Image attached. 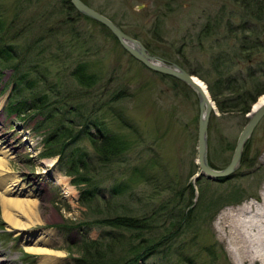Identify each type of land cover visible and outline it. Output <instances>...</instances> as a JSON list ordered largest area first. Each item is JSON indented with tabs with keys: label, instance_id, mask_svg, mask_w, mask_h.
<instances>
[{
	"label": "rangeland",
	"instance_id": "obj_1",
	"mask_svg": "<svg viewBox=\"0 0 264 264\" xmlns=\"http://www.w3.org/2000/svg\"><path fill=\"white\" fill-rule=\"evenodd\" d=\"M232 1L88 0V3L119 23L131 36L141 37L143 43L155 50L154 54L177 64L184 58L191 70H200L208 66L211 54L206 51L210 47L208 42L203 47L198 44L197 34L211 11H218L223 4L232 6ZM167 3H170L167 12L156 10ZM70 4V0H0V34L4 36V44L15 53L9 58L12 65L0 60V148L8 150L7 176L19 180L15 189L29 192L31 199L38 202L42 223L28 230L38 233L37 238L42 236L39 233L46 232L42 238L52 243L49 248L57 252L50 257L26 255L25 246L29 242L25 232H28L7 230L0 198L1 264H78L80 244L100 239L104 231L110 230L100 220L126 213L148 215L161 205L162 211L168 207L167 212L195 209L193 221L171 240L168 259L157 254L147 264H264V117L246 143L239 167L231 175H199L196 94L192 98L187 90H177L175 79L137 61L103 25L78 15ZM84 61L95 78L90 81V84L95 81L92 86L82 85L74 74L77 63ZM17 63L25 66L23 71L28 69V79L33 80L29 89H24L27 84L17 91L13 89L10 67ZM235 69L247 75L246 66ZM194 75L208 88L206 81ZM121 90H125V97H121ZM13 91L20 94L14 95V100L46 96L44 112L55 114L54 120L44 113H28L24 118L12 115L7 102ZM55 101L58 105H54ZM65 102L68 105L63 106ZM216 107L209 123L208 163L224 169L232 159L251 110L242 115L222 113ZM67 113L77 122L90 123V131L96 135L97 122L104 133L122 137L127 142L124 153L118 160L103 163L93 157L94 149L85 134L72 139L79 131L76 127L65 142L66 157L47 156L51 150L61 149L62 144L48 145L46 139L54 134L55 127L62 125L60 117L67 118ZM50 140L55 143L58 135ZM71 152L88 153L95 160L89 167L90 176L101 181V197L113 199L110 210L97 200H90L88 205L83 203L85 184L74 183L76 176L69 174L65 163ZM9 185L0 182V197ZM117 188L118 196L114 197ZM237 196H241L240 201L230 199ZM216 200H223L224 205L212 218ZM250 204L258 209L253 212V224L245 227L247 238L253 243L247 252L242 248L245 240L241 244L232 240L236 231L229 226L231 220L226 214ZM112 248L114 256L120 252L122 255V245Z\"/></svg>",
	"mask_w": 264,
	"mask_h": 264
},
{
	"label": "trees",
	"instance_id": "obj_2",
	"mask_svg": "<svg viewBox=\"0 0 264 264\" xmlns=\"http://www.w3.org/2000/svg\"><path fill=\"white\" fill-rule=\"evenodd\" d=\"M84 1L88 3V0ZM70 5L75 9L72 3ZM169 7L170 3H167L160 5L156 10L161 13L165 9L167 12ZM77 13L83 15L79 11ZM83 16L93 20L88 16ZM93 21L95 22V20ZM119 26L121 25L119 24ZM103 28L116 38L107 27L103 25ZM157 32L160 36L161 31ZM197 40L202 47L205 46L204 42H208L210 45L206 50L211 54L208 66H203L200 70H191L184 58L180 64L208 83L211 96L222 113L236 112L246 115L257 99L264 94V0H233L232 6L221 5L218 11L213 10L206 16L202 29L197 34ZM144 43L152 52H155L146 42ZM183 54L185 55L184 50L182 56ZM14 56L12 47L4 44V36L0 34V60L12 65L9 58ZM76 66L74 74L79 78L80 83L84 86H92L95 81L91 84L90 81L95 78L87 69L86 62H79ZM238 66H246L247 75L243 73V70H236L235 68ZM24 67L19 63L10 67L13 72L10 81L13 82L15 91L21 87L24 88V84L28 85L24 89H29L33 84V80L28 79V69L23 71ZM170 78L175 79L177 90H187L186 92L192 98L195 97V93L187 84L174 77ZM121 91V97H125L127 95L125 90ZM14 95L20 94L17 92L14 94L13 91L7 102V110L12 115L24 118L28 113L46 114L44 112L46 96L14 100ZM57 101L59 102V100ZM68 103L65 102L63 106ZM54 105H58V103L55 101ZM69 111L72 112L71 109ZM46 118L53 121L55 114H46ZM60 122L62 125L55 127L54 134L46 139V143L49 142L48 145L57 146L62 144L61 149H53L46 154L47 156L60 155L64 159L66 157L65 142L68 141V136L72 135V128L76 127L79 131L76 135L71 136L72 139L85 134L94 149L93 157L95 156L105 164L118 160L126 149L125 143L127 142L122 137L117 138L112 134L104 133L97 122L94 125L99 129L97 135L90 131V123L77 122L69 113H67V118L61 116ZM79 126L82 127L79 128ZM64 129L67 130L64 131ZM54 135H58V140L55 143L50 140ZM61 139L65 141L62 142ZM67 159L65 163L69 166V174L76 176L73 180L74 183L85 184L81 194L83 203L88 205L90 200H97L104 203L105 207L110 210L113 199L101 197V181L97 182L93 176H90L89 167L95 163V160L88 153L76 155L75 152H71ZM118 189L114 190V197L118 196ZM194 194L195 192L192 190L191 205L194 204ZM241 196L230 199L240 201ZM223 205V200L213 201L215 209L212 218ZM167 209L168 207L162 211L161 205L148 215L137 216L126 213L127 215L106 216L99 223L107 225L110 230L104 231V235L100 239L86 240L80 244V248L77 250L80 255L78 264H109L110 261L113 264H147V260L157 254L168 259L166 256L169 255L167 250L171 247V240L176 239L185 228L192 225V213L195 209L183 208L176 212L174 210L167 212ZM113 245L115 247L122 245L121 256V252L118 256H114ZM190 262L192 263V260Z\"/></svg>",
	"mask_w": 264,
	"mask_h": 264
},
{
	"label": "water",
	"instance_id": "obj_3",
	"mask_svg": "<svg viewBox=\"0 0 264 264\" xmlns=\"http://www.w3.org/2000/svg\"><path fill=\"white\" fill-rule=\"evenodd\" d=\"M70 1L79 12L107 27L122 47L137 61L153 71L181 80L194 90L199 104L198 164L201 168L200 173L207 174L211 177L231 175L239 167L245 145L264 117V102L257 106L256 102L251 109L249 120L240 133L229 164L224 169L213 168L208 163L209 123L217 105L212 99L207 86L205 85L206 89L202 86L203 81L180 64L169 62L151 52L140 39L128 34L114 20L90 6L84 0Z\"/></svg>",
	"mask_w": 264,
	"mask_h": 264
},
{
	"label": "bare ground",
	"instance_id": "obj_4",
	"mask_svg": "<svg viewBox=\"0 0 264 264\" xmlns=\"http://www.w3.org/2000/svg\"><path fill=\"white\" fill-rule=\"evenodd\" d=\"M202 86L206 89V86L202 83ZM207 91V90H206ZM264 102V95H261L257 101V104H262ZM0 148V182L5 184L8 183L9 188H5L6 190H2L5 194L1 195L2 202V216L4 221L6 222L7 230H16L17 231H25V239L29 242L25 249L34 257L36 255H40L41 257L45 255V257L54 256L53 254L57 252L49 248V242H46L44 237L47 235L46 232L43 234L39 233L40 238H37L36 232H31L30 229L36 224L42 223L41 215L38 209V202L35 199H31L30 193L23 189H15L17 185L16 176H7L9 172H7V160L5 159L6 152ZM258 208L254 207L253 204L242 206V208L228 210L227 219L229 221V226L234 229L236 232L232 235V240H235L238 244L242 245V248L246 249V251H251L253 243L252 240L248 239V235L246 234L245 227H249V225L253 224L252 219L255 210ZM257 214V213H255ZM228 226V227H229ZM52 234V232H50ZM237 235V236H236ZM36 237V238H35ZM47 237V236H46ZM239 238V239H238ZM240 252L241 247L239 248ZM231 252L233 253V248L231 247ZM231 253V254H232ZM3 259L0 258V261ZM5 260V259H4ZM2 262H0L1 264Z\"/></svg>",
	"mask_w": 264,
	"mask_h": 264
}]
</instances>
